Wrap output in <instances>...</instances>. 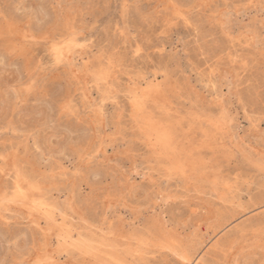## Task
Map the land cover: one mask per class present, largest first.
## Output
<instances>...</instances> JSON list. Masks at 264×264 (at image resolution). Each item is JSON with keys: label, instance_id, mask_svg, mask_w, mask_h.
I'll use <instances>...</instances> for the list:
<instances>
[{"label": "rangeland", "instance_id": "1", "mask_svg": "<svg viewBox=\"0 0 264 264\" xmlns=\"http://www.w3.org/2000/svg\"><path fill=\"white\" fill-rule=\"evenodd\" d=\"M172 2L0 0V156L5 157L0 160V193L5 188L13 187L14 170L19 163L28 175L43 185V193L47 194L50 201L67 208L76 237L78 233L85 237L94 233L114 239L117 243L126 242L127 238L135 242L136 239L128 234L146 232L152 230L156 223L165 222L168 231L184 242L192 241L190 244L201 248L202 256L211 245L200 233L205 226L198 227L199 221L214 217L216 209L229 207L216 195H201L198 191H208L213 171L215 173L220 169L240 188L242 202L245 201L244 204L250 207L228 229L222 232L217 230L219 234L210 229L212 239L216 236L215 240L220 239L223 243L229 237L235 241L233 244L236 247L235 251L214 250L215 256L209 261L213 264H234V258L239 255L238 262L243 264L261 255L258 248H249L256 251H247V248L261 244L260 225L264 224V205L252 207L249 200L253 196L256 203L260 202L257 197L264 187V174L258 166L250 164L247 157L259 159V154L264 152V140L253 139L245 108L251 112L253 109L259 111L261 107V95L264 94V53L253 47L233 49L234 54L239 51L249 64L248 69L236 67V71L243 77L239 90L231 88L229 80L223 78L215 89H206L200 72L206 63L202 55L205 52H224V48L217 47L216 43L220 39L219 31L208 24L197 36L183 22L165 30L164 21L169 15L168 5ZM183 2L199 3L200 0ZM210 2L226 6L240 0ZM251 3L258 5L260 0H251ZM125 5L128 6L126 12ZM225 9L221 8L220 12ZM229 23L236 32L243 33L247 27L254 28L258 37L264 28V20L258 8L248 10L244 16L232 17ZM71 27L87 42V50L79 57L76 56V68L68 64L55 65L50 50L43 43L38 46L31 44L33 36L63 37ZM237 43L239 45L240 42ZM25 47L29 49L27 57L19 51L13 54L14 49ZM137 48L141 50L140 56L135 55ZM105 52L121 56L124 71L113 81L115 103L107 102L106 122L101 125V135L97 136L94 125L90 129L87 127L94 110L85 99V93L91 94L98 101L100 92L94 83L88 86L84 84L85 78L91 80V74L85 67L87 64L95 69L103 64ZM82 69L85 72H81ZM73 71L79 74L78 79L71 74ZM233 75L229 72V76ZM141 76L161 84V89L183 118L185 130L177 131L178 143L180 148L187 149L189 146L187 150L194 152L196 160L193 167L196 170L173 177H168L157 164L150 170L154 157L132 121L131 103L126 90L130 77ZM33 81L34 91L31 94L21 90L22 85ZM66 102L75 106L81 114V120L62 114V104ZM220 103H224L232 115L236 134L234 142L243 150V153L235 154L231 159H225L227 152L222 146L226 135L208 122L209 117L214 122L219 119ZM86 110L87 117L83 116ZM151 110L153 114L158 111L154 115L161 117L158 109L151 106ZM36 129L40 131L34 139L29 140L28 134ZM89 131L92 133L90 137ZM109 133L122 134L126 141L122 148H117L106 157V161L112 163L97 164L79 176L73 175L74 167L78 166L76 146L89 151L100 146L101 153L111 151L106 147ZM69 140L75 144L69 143ZM65 145L67 147L61 159L67 170L64 173L67 179L54 185L47 175L51 165L46 164L44 158ZM36 147H39V152L35 151ZM199 171H202L201 176ZM121 179L124 180L123 185ZM89 193L92 194L91 204L88 203ZM102 193L108 195L103 197ZM166 194L177 197L165 200ZM108 203L112 207L106 211ZM11 207L16 213L11 217L12 225L8 230L0 228V262L4 264L17 257L29 242L39 244L41 234L46 230L44 220L40 219L38 226L24 207ZM83 218H87L89 223H81ZM259 220L263 221L259 227L251 224V221ZM242 223L248 228L238 232L236 228ZM50 237L53 242L54 232H51ZM202 242L204 244L200 247ZM241 250H244L243 254ZM153 251L157 254L149 259H154V264H171L172 261L183 264L170 253ZM253 252L256 253L254 256L251 255ZM77 260L79 264L85 262L80 257H68L66 264H76Z\"/></svg>", "mask_w": 264, "mask_h": 264}, {"label": "snow or ice", "instance_id": "2", "mask_svg": "<svg viewBox=\"0 0 264 264\" xmlns=\"http://www.w3.org/2000/svg\"><path fill=\"white\" fill-rule=\"evenodd\" d=\"M127 5L124 6L125 12L127 10ZM226 7V11L221 17L220 9ZM258 8L260 11L261 19L264 20V0H260L258 5L249 2H237L235 4L229 5H219L211 3L210 0H200L199 3L183 2V0H173L172 3L168 5L169 15L165 19V30L167 27H174L180 22L183 25L192 29L193 32L199 36L202 28L205 25L211 24L217 28L220 34V39L217 40V47L224 48L223 53H210L205 52L202 55V59L206 61L205 65L200 69L202 76V83L206 89H215L221 77L229 80L231 88H236L239 90L243 77L239 71H236L237 66H241L243 69H248L249 64L246 59L241 55L239 51L233 53V49L238 47H251L250 43L245 42L246 39H258L259 41H264V28H262L260 36L256 38L251 31L248 32H236L231 27L229 20L234 16H244L247 14L248 10ZM223 19V23H221ZM163 34V33H162ZM240 42L239 45L237 42ZM43 43L49 50L54 58L55 65H67L70 61L74 60L76 56L82 55V53L76 51L77 49L85 47V45L78 39V34L73 30L69 35L63 37L55 36H33L31 38V44L33 46H38ZM257 48L264 53V43H257ZM17 51L21 55L27 57L29 55V49L27 47L23 49H14L13 54ZM135 55L140 56L141 50L137 48L135 50ZM104 63L96 68L89 69L90 74L93 76L95 85L101 91L102 95H107L108 91L112 87V82L119 75L120 72L124 71V62L121 56L116 54L109 55L105 52L103 57ZM229 72L234 73L233 76H229ZM35 81L31 84H26L21 86V90L27 94H31L34 91L33 85ZM230 88V90H231ZM19 95V93H17ZM131 96L132 93L129 92ZM106 102V101H105ZM115 102V101H113ZM135 106L142 107L138 105L136 100H133ZM62 114H66L69 118L74 120H81V114L70 102L62 104ZM224 124L227 125L232 121L231 113L225 110ZM83 116L87 117V110L83 113ZM245 116L249 121V128L255 129L259 132L260 138L264 140V94L261 95V107L259 111L253 109L251 112L245 108ZM106 122V117L104 114V109L102 104H98L94 109V115L90 118V123L87 126L89 129L94 125L96 129V135H101V125ZM40 129H36L29 133V140L35 138ZM92 135L91 131L88 132V136ZM71 136V134H70ZM163 138L171 143L172 134L170 132L162 133ZM87 143V141H85ZM69 143L75 144L74 141L69 140ZM126 144L122 134L113 135L109 133L106 139V147L111 151H104L101 153L100 146L93 148L91 151L87 148L76 146L78 153V159L76 160V167H74L73 175L79 176L83 174L86 170L94 167L97 164H111L112 161H106V157L111 155L112 151L117 148H122ZM66 145L58 148L54 153L47 155L44 158L46 164L51 165L47 169V175L50 180L55 185L60 180L67 179L64 173L67 171L63 167V162L61 157L64 155L66 150ZM150 147H153L150 145ZM35 151L39 152V147L35 148ZM19 155V152H17ZM5 159V157L0 156V160ZM225 159H231V156L226 154ZM250 164H255L261 169L262 174H264V152L259 154V159L254 157H247ZM156 167V161L153 160L152 164L149 166L150 170ZM174 167L169 164L166 171L171 175L174 172ZM15 187L12 189L5 188L4 194L0 197V228L8 230L12 225L13 221L11 219L16 213L11 207L15 205L16 207H24L25 202L28 199L27 192H40L41 196L34 198V206L30 207L31 212L39 213L48 220V233L53 231L56 232L53 242L49 243L44 237H40L39 244H34L29 242V244L22 250L19 251L17 257L13 260L7 261V264H66L67 258L79 255H89L93 257L92 264H154V259H149L157 254L153 251L152 245L149 243L141 242L140 246L134 250H125L122 252L120 258L113 260L109 257L108 260H100L94 256L90 251L85 248L78 246L74 241L69 243L71 236L60 231L61 228H67L68 232H72L73 228L65 223L64 219L61 217L64 213L59 210L54 204L49 200L45 199L43 196V185L34 180L30 175H28L24 168L17 163L15 167ZM115 174V173H114ZM139 174V173H138ZM147 179V177H145ZM155 181H153L154 183ZM121 185L124 184V180H120ZM262 196H264V188L261 190ZM107 193H102L101 196L106 197ZM88 203H92V194H88ZM81 223L88 224L87 218H83ZM43 231V230H42ZM48 233H45L47 235ZM261 244L258 251L261 253L259 257L254 258L252 261H245L243 264H264V224L261 225ZM56 241H59L58 243ZM219 243V242H218ZM235 244L230 247L225 242V251H235ZM164 251L170 252L172 255H177V249L170 247H164ZM257 249H249L247 251H256ZM131 257V258H129ZM4 264V262H0ZM79 264V261H76ZM171 264H176L172 261ZM184 264H190L189 261L185 260ZM208 264H213L209 261ZM223 264V262H221ZM241 264V262H238Z\"/></svg>", "mask_w": 264, "mask_h": 264}, {"label": "bare ground", "instance_id": "3", "mask_svg": "<svg viewBox=\"0 0 264 264\" xmlns=\"http://www.w3.org/2000/svg\"><path fill=\"white\" fill-rule=\"evenodd\" d=\"M226 11H228V9H225L222 13L220 12L221 17H223V15ZM221 23H223V19H221ZM0 30H1V28H0ZM73 30H74V27H71L70 29H68V32L66 33V35H69ZM248 31H251L254 34V36L256 38H258V32L256 31V29L247 27L244 32H248ZM78 39L81 40V42L85 45V47L77 49L76 51H78L80 53H84V51L87 50V45H86L87 42L83 41L81 39V37H79V36H78ZM246 42L250 43L252 45L250 47L251 49L253 47L254 49H257L258 51H261L259 48L256 47L257 43H260V41L258 39H251V41L249 39H247ZM253 52H256V51H253ZM52 59H54V58H52ZM75 59H76V57H75ZM75 59L68 63V65L72 68L77 67V65L75 63V61H76ZM101 65L102 64H100L98 67H100ZM85 69L87 71H89V69H91V68L86 64ZM85 69L84 70L82 69L81 72H85ZM71 74H74V76L78 79L79 74L76 71H73V73H71ZM77 74H78V76H77ZM221 78L228 80L224 77H221ZM129 82H130L129 86H128V88L126 87L127 88L126 90H127V93H128L129 99H130V103H131L132 121L135 124V128H136L139 136H141L145 145L150 150L151 155L154 157L156 164L158 166L162 167V169L166 172L168 177L184 176L185 174L188 173V171L196 170V168L193 167L195 165V160H196L194 158V152H192V150H191V152L189 150H187V149H190L189 146L187 147V149H185L183 147V145H182L183 149L179 147L178 137H177L176 133L178 130H181V131L185 130L183 123H182L183 118L178 113V111L175 109L173 103L171 102V100H169V97L166 95V93L163 91V89H161V86H160L161 84L156 83V80L148 81V80H146V77H144V76H141L139 78L130 77ZM91 83H94V85H95V81H94L92 75H91L90 81H87L86 78L84 79V84L86 86L90 85ZM96 89H98V93L100 92V99L98 101L93 99L91 94H89V93H85V99L87 100V102L89 101V104H91L90 107L93 110L96 108V106L98 104H102L103 109H104V114H106L105 108H106L107 102L114 101L116 99V94L114 92V82H112V87L108 91L107 95H102L99 88H96ZM129 92L132 93L131 96L129 95ZM133 100H136L137 104L141 105L142 107L138 108L137 106H135L133 104ZM151 106L155 107V110L158 109L160 111V113L162 114L161 117L155 116L158 113V111H157V113H154L155 115L152 112L153 109L150 111ZM225 110H227V112L229 113L225 104L220 103L219 104V111H218L219 112V119L216 122H214L212 120V118L209 117L208 122H210V126L215 127V129H217V130L219 129V130L224 132V134L226 136L223 139L222 146H223V148H225L228 155L234 156L235 154L243 153V150H242V147H240V145L237 146L234 142V139L236 138V134L234 133V130H233L232 121L227 125L224 124ZM234 122H235V120H234ZM237 123H239V120L237 121ZM102 125H105V122H103ZM238 125H240V123ZM103 128H105V127H103ZM249 130L253 136V139H254V137L260 138L258 131H256L255 129H251V128H249ZM166 131L170 132L172 134L171 143L166 141L162 136V133H164ZM150 145L153 147H150ZM212 153H214V152H212ZM215 153H217V151H215ZM169 164H171L175 169L174 172L171 173V175L166 171L167 166ZM198 166H200V165H198ZM198 173L201 176L202 171H199ZM213 174L214 175H212L213 177L210 179V183H208V184H211L210 189H208V191H206V190L198 191V193H200L201 195H216L217 198L222 203H224V205H227V207H229V208L216 209L217 214L215 216L212 215L214 217H210L206 220L199 221L198 227H201L203 225L205 226V228H202L200 233L203 234V238H205V240L209 243V245H211L210 248H208L207 251H205L202 256H201L202 251H200L201 248H197L196 246L194 247L193 244H190L192 241L184 242L176 234L172 233L171 231H168L165 222H163L162 224L156 223L155 227L152 230H147V231L145 230L146 232H131L130 234H128V236L130 235L131 237H134L136 239L135 242H133L134 240L132 241L130 238H127L126 242L117 243V242H115L114 239H110L109 237H105L102 235L98 236L94 233L89 235V236L87 235L86 237L83 236L82 234L78 233V236L76 237L74 234L75 233L74 232V225L72 223V220H70L68 217L67 208L63 207V206H59L55 202L50 201L47 198L46 193H43V196L45 199L49 200L52 204H54L59 210H61L64 213V215L61 217V219H64L65 223L67 225L72 226V228H73L72 232H68L67 228L59 229L60 231L64 232L65 234L71 236V240L69 241V243L74 241L78 246H81V247L85 248L87 251L92 252L94 254V256L100 260H108L109 257H111L113 260L118 259V258H120L122 252H124L125 250H128V251L134 250L135 248L140 246L141 242H144V243H149L150 245H152L153 250L166 252L163 250L164 247H170L173 249H177L178 254L175 255V257L179 258L183 264H184L185 260L189 261L190 264H208L209 259L212 258L213 256H215V255H213V252H215L214 250L225 251V242H227V245L229 247L233 243H235V241H233L229 237H228L227 241H224L223 243L220 239L215 240L216 236H215V238L212 239L211 238V232L214 231V233L217 232V234H219V231H217V230L220 229V232H222L225 229H228V227L230 225H232V223L234 221H236L240 217L241 214L247 212L249 210V207H250V206L248 207L247 204H244L245 201L242 202V198H241V195L239 193L240 188L233 183V180L229 175L225 174V171L219 169L217 172L215 171V173L213 171ZM14 187H15V183L13 184L12 188H14ZM3 194H4V192H1L0 197H2ZM27 196H28V199L25 202L24 208L29 212V215L33 218L34 223H36L38 226H40V222H39L40 219L45 221L46 230H44L42 232L41 237H44L47 242L51 243L52 242V239L50 237L51 233H48V226H49L48 220L44 216L40 215L39 213L31 212L29 210L30 207L34 206V198L40 197L41 193L28 191ZM176 197H177L176 195L166 194L164 196V199L167 200L169 198H176ZM257 199L260 201L259 203H256L255 198L252 196L249 200V204L252 205V207H260V205L261 206L264 205V196H262V194H260L257 197ZM206 203H208V202H206ZM111 207L112 206L110 203L106 207V211L111 209ZM263 221H261V220L251 221V224H254V226L259 227V225L262 224ZM246 228H248V226L246 224L242 223L236 229H238V232H243V231L247 230ZM53 232H54V235H56V232L55 231H53ZM45 233H48V234L45 235ZM58 242L59 241H57V243ZM203 244H204V242H202L201 245L199 244L200 247ZM259 247H260V244H254V245L248 247L247 249H249V248H258L259 249ZM243 249H246V248H243ZM240 252H241V254H243L244 250H241ZM167 253H170V252H167ZM255 254L256 253L253 252L251 255L254 256ZM238 256H236L234 258V260H233L234 264H236L238 262ZM72 257H76V258L80 257V258L84 259V261H85L84 264H92V260H93V257L89 256V255L77 254L76 256H72Z\"/></svg>", "mask_w": 264, "mask_h": 264}]
</instances>
